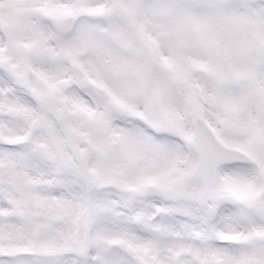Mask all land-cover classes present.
<instances>
[{
  "label": "snow or ice",
  "instance_id": "6c2138e0",
  "mask_svg": "<svg viewBox=\"0 0 264 264\" xmlns=\"http://www.w3.org/2000/svg\"><path fill=\"white\" fill-rule=\"evenodd\" d=\"M0 264H264V0H0Z\"/></svg>",
  "mask_w": 264,
  "mask_h": 264
}]
</instances>
